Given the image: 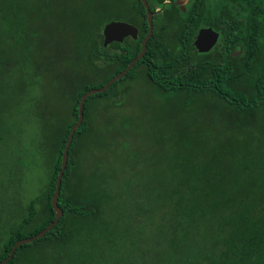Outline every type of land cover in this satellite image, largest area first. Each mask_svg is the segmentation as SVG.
<instances>
[{
	"label": "trees",
	"instance_id": "1",
	"mask_svg": "<svg viewBox=\"0 0 264 264\" xmlns=\"http://www.w3.org/2000/svg\"><path fill=\"white\" fill-rule=\"evenodd\" d=\"M13 2L0 0L7 6L6 12L0 9L4 17H11ZM146 2L152 33L142 57L107 89L90 95L104 96L117 81L127 80L129 86L140 79L159 94L177 96V112L198 107L209 109L211 118L194 116L185 128L159 130L151 142L154 159L127 155L122 163L127 173L147 170L144 181L117 176L114 183V173L96 163L84 175L78 172L81 138L91 129L88 95L59 185L56 203L62 214L42 236L18 245L4 264H264V0H187L183 10L173 0ZM80 12L76 54L84 60L85 72L107 66L111 70L98 82L81 76L80 85L71 87L70 116L55 127L50 152L43 143L39 149L48 155L45 159L51 158L47 184L24 203L11 197L0 201L9 209L0 223V260L16 240L37 233L53 219L50 197L78 98L122 70L146 33L140 0H87ZM111 19L133 24L137 36L111 42L114 51L109 55L101 29ZM203 26L218 37L211 49L198 52L192 40ZM16 41L11 56L8 51L0 54V66L11 63L7 68L19 78L29 72L36 77L40 67L46 69L44 62L31 54L29 43ZM117 105L109 102L106 107ZM109 129L115 132L116 126ZM22 133L20 126H9L0 135V149L8 147L11 153ZM7 135L14 138L13 147ZM121 141L119 148L132 153ZM25 153L31 154L32 148ZM18 160V155L11 158L10 168ZM138 165L141 170L135 172ZM82 180L87 184L77 185ZM12 181L21 185L13 175ZM12 192L16 190L10 187L2 193Z\"/></svg>",
	"mask_w": 264,
	"mask_h": 264
},
{
	"label": "rangeland",
	"instance_id": "2",
	"mask_svg": "<svg viewBox=\"0 0 264 264\" xmlns=\"http://www.w3.org/2000/svg\"><path fill=\"white\" fill-rule=\"evenodd\" d=\"M86 1L15 0L9 8L11 17H4L0 12V54L8 51L7 57L11 56L12 46L17 45L18 38L29 43L33 48L31 54L46 66V69L40 67L39 75L34 78L30 76V72L29 76L19 78L7 68L11 63L0 66V135L11 125L20 126L23 130L18 142H14L11 153L8 147L0 149V201L11 197L14 201L24 203L47 184L51 158L45 159L48 155L44 157L39 149L43 143L45 152H50L55 127L60 128V124L63 125L70 116L71 87L74 83L80 85L81 76L98 82L111 70L107 66L106 69L89 75L85 72L84 60L77 57L76 37L83 18L82 11H78ZM0 9L6 12L7 6L0 3ZM126 85L127 80L117 81L106 95H90L87 100L91 129L81 138L79 170L77 169L79 174L84 175L92 164H97L107 172L111 170L114 173L111 178L114 183L117 182V176L122 181H144L143 176L147 170H143L144 173L138 171L141 170L138 165L137 170H133L139 174L131 171L127 173L122 167L124 157L140 154L154 159L156 150L152 148L151 142L159 130L185 128L184 125L192 121L194 116L200 118L208 114L211 118L212 112L209 109L198 107L188 106L187 112H177L174 109V106L176 109L180 108L177 96L159 94L143 80L135 79L129 86ZM124 87L128 89L122 96L118 95ZM114 96L120 98L116 100ZM109 102L118 105L115 109L107 108ZM14 108L19 112L15 114ZM122 119L125 124L121 123ZM112 125L116 126L115 132L109 129ZM118 127L120 132L117 131ZM118 133L122 136L116 135ZM13 139L10 135L6 136L9 147H13ZM121 140H124L125 146L132 153L119 148ZM112 143L116 146L113 147ZM29 147L32 148L31 154L25 153ZM16 155L19 160L17 167L12 169L10 160ZM148 163L151 161L148 160ZM23 167H26L24 172ZM161 174L164 178L168 177L166 171ZM12 175L16 181H20V186L11 184ZM87 182L82 180L77 185H86ZM100 184L98 182L96 185ZM10 187L16 193L4 195L2 192ZM8 211L9 209L0 206V223L6 221Z\"/></svg>",
	"mask_w": 264,
	"mask_h": 264
},
{
	"label": "water",
	"instance_id": "3",
	"mask_svg": "<svg viewBox=\"0 0 264 264\" xmlns=\"http://www.w3.org/2000/svg\"><path fill=\"white\" fill-rule=\"evenodd\" d=\"M140 2L144 8L147 28H146V33L144 34V36L142 37V39L140 41L139 51L137 52V54L133 58H131L129 60V62L125 65V67L122 70H120L118 73L111 76L103 85H101L99 87H91V88L87 89L78 98L77 107H76V119L72 123V125L70 126L68 133H67V136H66V139H65V142H64V145L62 147L61 157H60V167L57 170V174L55 177V183H54V190H53V193L50 197V204H51V207L54 211L53 219L44 228H42L37 233H35L29 237H24V238L16 240L11 245L7 255L3 259L0 260V264H4L8 259L11 258L14 250L16 249V247L18 245L26 243V242H30V241L34 240L35 238L42 236L46 231H48L58 221L59 217L61 216L62 211L56 203L57 202V196L59 193V185H60L62 173H63L65 166H66L68 148H69L70 142L72 140L73 133H74L75 129L79 126V124L82 120V117H83L84 101L88 95L93 94V93H100V92L104 91L105 89L108 88V86L112 82H114L115 80L122 77L132 67V65L139 58L142 57V55L145 51L146 41L148 40V38L150 37V35L152 33V21H151L152 12L149 10V7H148L146 0H140ZM174 3L179 4L181 6V5H183L184 0H175ZM182 9H183V7H182ZM136 32H137L136 27L134 25L126 22V21L109 20L103 24L102 29H101L102 45L105 46L106 44H108L111 41H121L124 36H131L132 38H135ZM217 37H218L217 31L213 30L211 27L203 26V27L198 28V30L196 31V33L193 37L192 44H193L196 51L205 52V51H208L215 44Z\"/></svg>",
	"mask_w": 264,
	"mask_h": 264
},
{
	"label": "flooded vegetation",
	"instance_id": "4",
	"mask_svg": "<svg viewBox=\"0 0 264 264\" xmlns=\"http://www.w3.org/2000/svg\"><path fill=\"white\" fill-rule=\"evenodd\" d=\"M174 1H175V0H173V2H174ZM186 2H187V0H184L183 5H184ZM177 5H179V4H177ZM179 6H180V5H179ZM181 9H182V8H181ZM182 10H183V9H182ZM111 20H115V19H111ZM108 21H109V20H108ZM132 25H133V24H132ZM136 29H137V28H136ZM136 36H137V32H136ZM129 37L132 38L131 36H124V37L122 38V40L125 39V38H129ZM135 38H136V37H135ZM132 39H134V38H132ZM122 40H121V41H122ZM121 41H111V42H121ZM192 41H193V40H192ZM111 42H109L108 44H106V45H109V46H108V52H109V55L113 54V51H114L113 48H112V46H111ZM106 45H105V46H106ZM213 46H214V45H213ZM213 46H212V47H213ZM212 47H211V48H212ZM211 48H210V49H211Z\"/></svg>",
	"mask_w": 264,
	"mask_h": 264
}]
</instances>
